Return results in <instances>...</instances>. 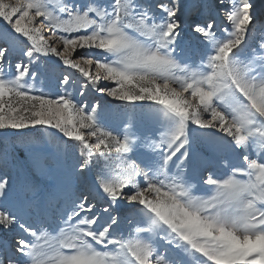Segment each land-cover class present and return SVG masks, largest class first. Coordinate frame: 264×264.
I'll return each instance as SVG.
<instances>
[{
  "label": "snow or ice",
  "instance_id": "6c2138e0",
  "mask_svg": "<svg viewBox=\"0 0 264 264\" xmlns=\"http://www.w3.org/2000/svg\"><path fill=\"white\" fill-rule=\"evenodd\" d=\"M256 8L0 0V264H264Z\"/></svg>",
  "mask_w": 264,
  "mask_h": 264
},
{
  "label": "rangeland",
  "instance_id": "374dc122",
  "mask_svg": "<svg viewBox=\"0 0 264 264\" xmlns=\"http://www.w3.org/2000/svg\"><path fill=\"white\" fill-rule=\"evenodd\" d=\"M14 2V0H13ZM257 8H256V20L255 23L257 25V28H264V0H255ZM6 31L5 25L3 22H0V34H3ZM264 36V32L257 31L253 34V40L256 42H259V38ZM192 43H196V39L194 37L191 38ZM60 76V69L57 68L55 65H45L42 68V75L39 77V82L36 84L37 90H43L46 94L49 95H55L57 91H63V89H58V79ZM79 81H77V84ZM73 95H75V89H73ZM85 101L88 103H96L100 102L101 104L107 106L109 109L116 108V103H113L111 101V98L101 96L98 93H91L87 95L85 98ZM118 103V102H117ZM55 130H48L45 132L44 128H41L40 132L33 131L29 139L31 142L35 145L41 146V145H53L56 142V139L51 135L52 132ZM219 171H223L222 169ZM195 195H203L204 192L200 188L199 185H197V188L194 189ZM4 237L0 235V240H3Z\"/></svg>",
  "mask_w": 264,
  "mask_h": 264
}]
</instances>
